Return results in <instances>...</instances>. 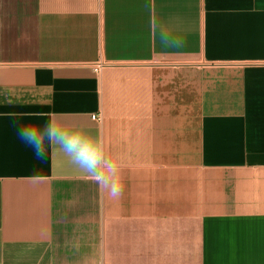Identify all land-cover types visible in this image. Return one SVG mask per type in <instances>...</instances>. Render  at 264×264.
Here are the masks:
<instances>
[{"label": "crops", "instance_id": "0c3cea01", "mask_svg": "<svg viewBox=\"0 0 264 264\" xmlns=\"http://www.w3.org/2000/svg\"><path fill=\"white\" fill-rule=\"evenodd\" d=\"M0 264H264V0H0Z\"/></svg>", "mask_w": 264, "mask_h": 264}, {"label": "clouds", "instance_id": "9594fccd", "mask_svg": "<svg viewBox=\"0 0 264 264\" xmlns=\"http://www.w3.org/2000/svg\"><path fill=\"white\" fill-rule=\"evenodd\" d=\"M21 135L34 142L41 150L45 141L59 146L74 164L97 183L108 188L113 198H118L121 194V186L114 179L118 166L105 158L103 138H92L80 130L66 131L56 123L49 124L44 130L25 127Z\"/></svg>", "mask_w": 264, "mask_h": 264}]
</instances>
